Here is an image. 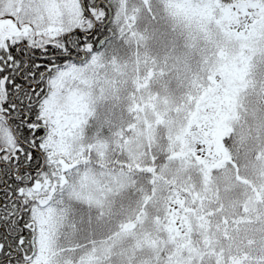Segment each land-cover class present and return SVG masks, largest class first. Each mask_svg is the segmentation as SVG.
Listing matches in <instances>:
<instances>
[{
  "label": "snow or ice",
  "instance_id": "obj_1",
  "mask_svg": "<svg viewBox=\"0 0 264 264\" xmlns=\"http://www.w3.org/2000/svg\"><path fill=\"white\" fill-rule=\"evenodd\" d=\"M0 264H264V0H0Z\"/></svg>",
  "mask_w": 264,
  "mask_h": 264
}]
</instances>
